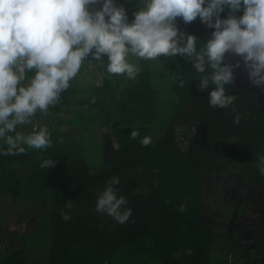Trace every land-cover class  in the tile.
Wrapping results in <instances>:
<instances>
[{"label":"trees","instance_id":"1","mask_svg":"<svg viewBox=\"0 0 264 264\" xmlns=\"http://www.w3.org/2000/svg\"><path fill=\"white\" fill-rule=\"evenodd\" d=\"M117 6L125 8L131 23L144 5L142 0H117ZM176 24L197 38L198 51L213 31L199 18L189 24L177 18ZM133 59L139 68L135 79L106 72L82 90L75 77L54 106L18 128L28 134L34 121L64 114L73 116L67 125L75 127L89 120L97 162L88 160L85 148L79 151V138L70 139L53 126L48 129L51 147L25 146L23 154L0 155V206L9 202L15 214L26 211L29 228L23 235L9 234L12 242L0 249L1 264H264V228L223 235L220 224L227 215L209 214L206 191V180L218 183L227 176L231 183L247 182L264 193L259 171L264 114L258 96L232 83L226 92L236 96V112L233 106L216 109L208 103L214 85L200 90L205 74L195 72L187 57ZM102 63L107 71V57ZM79 96L83 101L75 104ZM237 114L239 125L233 124ZM132 131L139 136L133 138ZM146 136L152 142L143 146L140 140ZM44 159L56 165L41 168ZM112 177L120 179L115 188L126 201L122 211H132L124 224L96 211L97 196ZM244 207L235 221L247 216L249 204ZM61 210L71 220L65 221ZM217 220L219 228H213Z\"/></svg>","mask_w":264,"mask_h":264},{"label":"clouds","instance_id":"2","mask_svg":"<svg viewBox=\"0 0 264 264\" xmlns=\"http://www.w3.org/2000/svg\"><path fill=\"white\" fill-rule=\"evenodd\" d=\"M142 2L143 8L129 23L117 0H0V146L7 145L6 149L0 147V155L23 154L26 147H51L47 128L28 134L18 128L29 124L38 111L46 113L54 106L89 57L95 61L107 57V72L129 79H135L139 72L130 62L132 57H187L195 72L205 74L199 80L200 90H208L210 82L214 85L209 105L216 109L233 106L236 112V96L227 94L226 86L233 83L234 71L241 64L225 63L226 54L231 53L241 57L251 85L264 91V0ZM94 5L101 7L90 10ZM223 13H227L224 18ZM177 18L185 24L199 18L213 30L201 50H197L195 36L179 31ZM29 73L34 74L29 78ZM240 121V115H235L233 124ZM131 136L136 138L139 133L132 131ZM151 142L147 136L140 140L143 146ZM259 164L264 176V156ZM55 165L44 159L40 167ZM119 183L118 177L109 180L97 196L96 211L124 224L132 211H122L126 201L117 195L115 186ZM180 211H184L183 206ZM61 216L65 221L72 218L64 210Z\"/></svg>","mask_w":264,"mask_h":264},{"label":"rangeland","instance_id":"3","mask_svg":"<svg viewBox=\"0 0 264 264\" xmlns=\"http://www.w3.org/2000/svg\"><path fill=\"white\" fill-rule=\"evenodd\" d=\"M235 15L238 16L237 13ZM210 36L209 39L211 37ZM90 61V62H89ZM130 62L135 64V61L132 58H130ZM106 66V64H104ZM102 61H95L91 60V58H88L86 60L81 68L79 73L76 76L77 82L79 83L80 89H89L92 87L94 82L100 78V76H103L106 74L107 71H105L103 68ZM107 67V66H106ZM126 76V75H121ZM76 95V93H75ZM75 104L80 103L83 101V97L79 96L74 100ZM71 115L64 114L63 117L57 116L56 119L53 117L52 119H45L40 120L39 122L34 121L30 128L34 129H40V128H47L50 129L52 126L55 129L60 130V134H69L70 139H78V141H75V145H77V148H85V152H87V158L88 160H92L97 162L98 158L96 157L95 151L98 152L97 148L94 145V141L89 133L88 127L91 126L90 121H85L88 123L87 125L85 123H81L79 126H71L67 125L68 121L71 119ZM98 118V117H97ZM99 119V118H98ZM107 115L101 116L100 121L101 123H106ZM57 121H61V123L56 124ZM77 124V123H76ZM184 129V125H179ZM180 132L181 130L178 129ZM227 177V176H226ZM220 178V181L217 183L215 180L208 179L206 180L207 184V194H208V200L210 203V212L215 210V213L219 212L221 215L225 214L227 215V222L225 224H220L221 230H223V235H232L233 232L238 231L239 229H245L254 226L256 229H258L255 225H259L264 228V193L259 192L258 189L252 187L253 189H250L248 187V183L245 182L244 184H237V183H231V178ZM246 196V197H245ZM10 205L11 203H5V205L0 206V249L3 250L7 247L8 242H12V239H9V234H13L17 232L18 235H23L27 233L28 225L24 223L25 219L24 216L26 215V219L28 216V213L26 211H23L24 213L20 214L21 212H16V209H14L13 205ZM245 204H249L248 209L250 210L246 217L240 218L238 221H235V217L238 216L239 210L241 207H244ZM22 210H27L26 208ZM19 214L21 216H19ZM221 217V216H220ZM22 218V219H21ZM221 221V218H219ZM216 224H212L211 226L213 228H219V221L217 220L215 222ZM259 230V229H258ZM4 231V232H3ZM40 259H43L42 256H39ZM2 258H0V264H1ZM39 261V260H38ZM32 263V260L30 261ZM41 264H49L48 261L41 260ZM221 264V263H220ZM223 264V263H222Z\"/></svg>","mask_w":264,"mask_h":264},{"label":"water","instance_id":"4","mask_svg":"<svg viewBox=\"0 0 264 264\" xmlns=\"http://www.w3.org/2000/svg\"><path fill=\"white\" fill-rule=\"evenodd\" d=\"M225 63L231 65H235L237 63L241 64V67L234 71L233 84L245 91H251L255 93L258 96L259 109L264 114V91H261L260 89L255 88L251 85L248 79L247 71L243 66L241 57L233 55L231 53L226 54Z\"/></svg>","mask_w":264,"mask_h":264}]
</instances>
